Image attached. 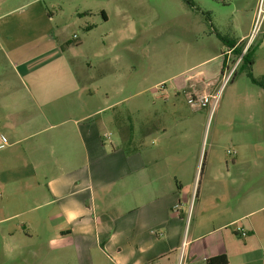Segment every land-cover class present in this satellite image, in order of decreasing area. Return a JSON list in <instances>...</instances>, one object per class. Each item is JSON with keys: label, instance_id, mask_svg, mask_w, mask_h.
<instances>
[{"label": "crops", "instance_id": "1", "mask_svg": "<svg viewBox=\"0 0 264 264\" xmlns=\"http://www.w3.org/2000/svg\"><path fill=\"white\" fill-rule=\"evenodd\" d=\"M15 1L0 0V12ZM25 6L6 13L13 19L0 13V130L9 139L0 145V264H179L182 251L190 264L222 255L251 264L248 255H264V218L251 219L264 207L249 212L236 201L229 167L209 170L189 224L198 176L193 184L181 177L182 93L187 101L208 94L219 76L176 78L161 99V90L142 99L150 88L121 87L114 94L129 96L110 103L66 58L70 41L39 42L33 23L43 15Z\"/></svg>", "mask_w": 264, "mask_h": 264}, {"label": "rangeland", "instance_id": "2", "mask_svg": "<svg viewBox=\"0 0 264 264\" xmlns=\"http://www.w3.org/2000/svg\"><path fill=\"white\" fill-rule=\"evenodd\" d=\"M190 1L192 4L188 0H17L0 13L1 21L13 19L16 14L6 13L26 5L20 11L43 15L33 23L39 42L70 41L63 45L66 58H73L72 65L84 85L102 96L109 93L110 103L129 96L114 94L121 87L129 93L150 88L142 97L148 99L157 90L173 88L176 78L191 79L200 71L219 76L208 91L212 98L205 108H192L182 93L189 141L183 146L186 158L181 177L193 184L198 176L189 221L194 225L210 169H231L235 199L246 200L249 212L264 207V89L250 78V74L255 79L264 77V35L237 65L246 41L239 45L241 54L234 51L227 56L225 52L230 43H241L249 34L257 0ZM102 10L107 21L99 18ZM82 12L92 14L79 16ZM29 35L33 37V33ZM234 67L232 79L223 87ZM151 142L160 144L158 133ZM262 218V213L251 217ZM245 261L264 264V255L256 251ZM240 262L235 260V264Z\"/></svg>", "mask_w": 264, "mask_h": 264}, {"label": "built area", "instance_id": "3", "mask_svg": "<svg viewBox=\"0 0 264 264\" xmlns=\"http://www.w3.org/2000/svg\"><path fill=\"white\" fill-rule=\"evenodd\" d=\"M264 35V0H257L256 1V8L254 11V15H253V20H252V25H251V30L249 32V34L245 37L244 40L241 41L240 44L245 43L244 41H246L245 45H244V50L242 52V55L240 57V59L238 60V62L236 63L238 65V63H240L244 56L247 54L249 48L258 40V38L260 36ZM74 39H77V36H74ZM235 68H233V70L227 74V76L225 77V81L223 84V87H225L230 80L233 77V73L235 72ZM161 92H163V90H161ZM169 95L167 93H161L157 96L158 99L161 98H167ZM211 95L209 94H204L201 96H191L188 100V103L190 104V106L192 108L195 109H202L207 107L210 103H211ZM9 144V139L8 137L0 130V145L1 146H7ZM231 154V152H229ZM238 232L240 233V235L242 237H246L248 235V232L246 230H244L241 227H238ZM209 259L208 258H204V262L207 264V261ZM179 264H190L187 260L186 257L184 255V252L182 251L181 257H180V262Z\"/></svg>", "mask_w": 264, "mask_h": 264}, {"label": "trees", "instance_id": "4", "mask_svg": "<svg viewBox=\"0 0 264 264\" xmlns=\"http://www.w3.org/2000/svg\"><path fill=\"white\" fill-rule=\"evenodd\" d=\"M190 3L191 1L188 0ZM192 4V3H191ZM236 43L232 44L231 47H234ZM237 54H241L242 52V48H239V46L235 49ZM250 54V50H248L247 54L244 56L243 60H245L248 55ZM250 78L252 79L253 83H255L256 85H258L259 87H261L262 89H264V77L262 79H255L252 77V75L250 74ZM207 264H229V260L227 258V256L222 255V256H218L215 258H210L207 261Z\"/></svg>", "mask_w": 264, "mask_h": 264}]
</instances>
